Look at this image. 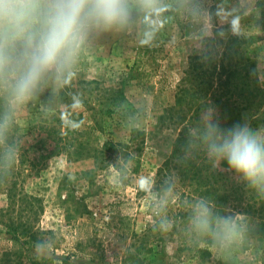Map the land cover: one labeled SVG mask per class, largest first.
<instances>
[{"label": "rangeland", "instance_id": "374dc122", "mask_svg": "<svg viewBox=\"0 0 264 264\" xmlns=\"http://www.w3.org/2000/svg\"><path fill=\"white\" fill-rule=\"evenodd\" d=\"M158 3L159 11L151 4L144 11L134 7L133 19L123 29L92 31L80 52L83 69L75 78L124 92L130 106L108 119L107 130L99 137L101 143L110 138L127 144L133 129L145 131L140 173L124 187L115 166L103 164L100 151H67L53 157L42 170L22 169L20 195L38 201V213L31 215V221L39 240L26 249L51 264H264V219L235 215L232 227L225 230L228 242L217 247L181 218L184 207L195 209L197 202L183 199L179 177L169 188L166 182L154 186L158 169L171 156L181 130L161 117L175 104L191 57L216 62L234 44L240 49L238 56L257 62L264 88V0ZM234 37L238 39L232 43ZM51 94L52 89L45 88L29 103L39 111L54 113L59 100L49 105ZM29 103L14 111L23 135L40 121L38 112H30ZM260 115L264 126V106ZM85 123H90L89 117ZM23 142L28 147L35 140L28 137ZM141 176L149 178L146 191L138 187ZM21 203L17 202L16 209L24 207ZM120 203L121 207L112 208ZM9 205L8 194L0 187V210ZM119 214L129 217L125 220ZM2 228L0 264H9L3 261V253L11 249V237ZM243 233L250 246L238 251L231 243L233 237L241 242ZM206 249L211 256L201 255ZM30 263L26 252L19 264Z\"/></svg>", "mask_w": 264, "mask_h": 264}, {"label": "trees", "instance_id": "16d2710c", "mask_svg": "<svg viewBox=\"0 0 264 264\" xmlns=\"http://www.w3.org/2000/svg\"><path fill=\"white\" fill-rule=\"evenodd\" d=\"M232 39L234 43L238 38ZM16 47L22 49L23 43L17 42ZM239 50L233 44L216 62L208 57H191L188 70L178 85L176 102L161 117L170 125L181 128L180 134L173 142L171 156L159 167L154 178L155 188L164 182L169 188L177 176L183 181V199H189L190 203L207 201L213 215L216 234L209 232L203 235L200 231V235L210 237L207 238V242L217 247H222L224 242H228L224 238L226 229L217 225L219 218H233L237 214H245L264 219V198L252 192L228 169L226 163L214 167L202 144L204 122L209 116L225 128L236 123H249L253 128L261 127L260 111L264 106V88L258 78L257 62L254 59L241 58L238 56ZM82 66L83 62L77 65L78 71L83 69ZM73 93H78L82 97L81 111L71 108ZM129 106L130 102L121 89L103 87L98 81L74 79L61 91L56 112L39 111L40 108L29 103L30 112H38L40 121L30 125L26 134H20L14 115L15 109L12 111V122L6 133L7 142L14 143L19 148V154L11 170L5 166L3 145H0V187L5 188L10 200L9 208L0 210V227L10 235L12 243L11 249L3 253V261L19 264L22 262L23 254L27 252L30 264H51L48 259H42L26 249L27 244L39 240L37 231H33L31 221V215L38 213L35 210L38 201L20 195L19 180L22 177V169L28 168L30 173L42 170L53 157L67 151L78 153L100 151L98 154L103 164L115 166L124 187L130 184L132 177L140 173L141 153L145 150V131L133 129L127 144L117 143L110 138L101 143L99 137L106 132L108 119L127 110ZM7 107L6 92L0 89V125L3 123ZM87 117L90 119L88 124L85 123ZM69 120L79 124V127L68 126ZM28 137H33L35 142L26 147L23 140ZM25 142L28 144L29 139ZM21 201L24 207L16 209L17 202ZM122 205L115 204L112 208ZM194 210V207H184L181 214L184 222L191 221ZM118 216L125 220L129 217L123 214ZM128 230L125 228V231ZM247 236L243 233L241 242L233 237L235 240L231 246H236L238 251L248 249L250 245ZM13 249L15 250L12 251ZM200 253L212 255L208 249Z\"/></svg>", "mask_w": 264, "mask_h": 264}, {"label": "clouds", "instance_id": "9594fccd", "mask_svg": "<svg viewBox=\"0 0 264 264\" xmlns=\"http://www.w3.org/2000/svg\"><path fill=\"white\" fill-rule=\"evenodd\" d=\"M149 4L156 11L162 7L158 0H0V89L6 92L8 105L0 125V145L8 169L19 154V148L7 142L12 111L49 87L48 104L57 103L61 91L78 75L80 52L89 34L123 29L133 19L134 7L144 11ZM17 42L23 43L22 49H17ZM82 107L81 95L73 93L71 108ZM67 124L79 127L72 120ZM202 144L214 167L226 163L252 192L264 198V126L236 123L225 128L209 116ZM137 183L140 190L150 188L147 177L141 176ZM190 223L198 231L216 234L207 201L197 202ZM217 225L228 229L232 218H219Z\"/></svg>", "mask_w": 264, "mask_h": 264}]
</instances>
